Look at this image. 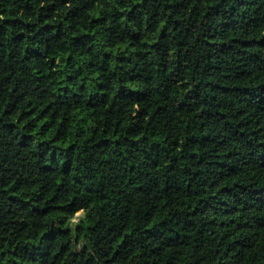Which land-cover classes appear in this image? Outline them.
I'll return each instance as SVG.
<instances>
[{"label":"trees","instance_id":"1","mask_svg":"<svg viewBox=\"0 0 264 264\" xmlns=\"http://www.w3.org/2000/svg\"><path fill=\"white\" fill-rule=\"evenodd\" d=\"M0 264H264V0H0Z\"/></svg>","mask_w":264,"mask_h":264},{"label":"rangeland","instance_id":"2","mask_svg":"<svg viewBox=\"0 0 264 264\" xmlns=\"http://www.w3.org/2000/svg\"><path fill=\"white\" fill-rule=\"evenodd\" d=\"M82 214H83V212H79V213L77 214V217L80 216V215H82ZM75 220H77V218H76Z\"/></svg>","mask_w":264,"mask_h":264}]
</instances>
